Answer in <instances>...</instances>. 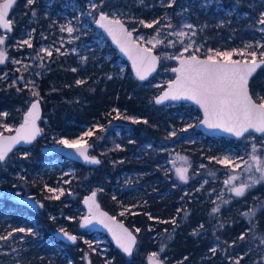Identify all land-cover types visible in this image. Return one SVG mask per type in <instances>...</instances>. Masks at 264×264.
<instances>
[{
    "label": "trees",
    "instance_id": "1",
    "mask_svg": "<svg viewBox=\"0 0 264 264\" xmlns=\"http://www.w3.org/2000/svg\"><path fill=\"white\" fill-rule=\"evenodd\" d=\"M105 1L110 3V0ZM111 1L114 5H109L110 7L129 8L139 0ZM25 2L26 0H20L21 5ZM246 8L241 6L240 9ZM135 9L138 11L140 7L136 6ZM46 22V18L39 21L42 27ZM118 57V54L115 55V58ZM76 58L58 55V62H47L52 71L38 78V89L43 98L44 109V117L41 120L43 134L35 142L38 151L33 158L44 160L47 157L41 148L45 144L55 143L53 134L75 135L87 124L97 121L101 123L102 127L95 128L90 140L101 162L98 165L75 162L78 169L75 181L83 183L80 186L83 194L86 187L82 186L86 182H99L103 186L100 201L115 215L122 205H133L118 218L123 219L134 230L140 229L138 247L133 256L127 257L115 247L112 252L115 256L112 264H147V254L155 249L159 250V256L166 264H235L236 260H239V264H264V207H261L264 205V183L249 189L243 197H235L233 193L228 192L223 183L228 170L209 158L218 148H200L196 138H204L200 131L196 137H192L194 142L185 144L192 162L189 180L182 182L176 175L165 173L159 164L169 154L168 151L160 152L158 157H152L147 151L137 148L148 139H152L154 143L163 138L168 139L170 129L181 122H177L174 117L158 115L160 105L155 104L154 97L145 92L142 84L145 82L136 79L130 67L126 73L118 74L117 70L110 72V60L104 61L103 64L96 61L92 65H82ZM98 63L100 67L96 66ZM77 80H83L84 83L77 84ZM6 81L0 82V111L7 109L10 112L7 120H17L23 117L21 107L24 102L20 95L25 93L17 92L14 86L8 87ZM250 90L256 99L258 95L264 96V65L251 79ZM116 109L120 111V116L117 115ZM144 120L148 123H143ZM118 127L123 133L128 132L129 136L125 139L118 138ZM179 141L182 140H172L170 145L177 146ZM117 145L120 147L117 148ZM37 160L33 163L27 161L28 169L24 171V175L28 186L36 193L42 194L44 209L35 212L36 219L26 217L27 220L10 221L14 227L35 228L34 231L40 238L26 234L32 247L18 256V259L22 264H84L85 255L90 258L91 264H100L102 258L98 252L80 237L76 243L58 239L60 245H66L67 257L60 254L52 260L38 257L43 244H32L36 240L43 241L44 234L52 237L56 228L60 229L66 225L77 233L81 228L77 220H69L59 214L52 220L46 217V206L52 203V199L46 194L43 178L45 173L41 172L42 164H38ZM201 165L204 167L201 168ZM90 168H94L95 172L86 173ZM6 174L3 182L7 181V177H10L11 182L15 181L9 172ZM127 174H134L132 176L138 177V180L126 181ZM170 175L171 178H168ZM205 177L208 180L202 184ZM120 184L122 191L114 188ZM221 192L223 200L229 201L227 204L218 199ZM138 195L140 197H136ZM136 201L141 209L139 212H136ZM56 202L57 208L63 206L61 199ZM244 202L246 203L242 205ZM217 205H220L219 211L212 213V209ZM9 207L22 209L23 205L11 202ZM253 207L258 209L255 216L242 215ZM173 219L175 224L170 222ZM200 225H203V228H200ZM194 230L196 234H193ZM242 234L245 237L243 240L239 239ZM162 247L163 251H160ZM213 247L217 249L215 254L210 251ZM68 259L71 260L70 263Z\"/></svg>",
    "mask_w": 264,
    "mask_h": 264
},
{
    "label": "rangeland",
    "instance_id": "2",
    "mask_svg": "<svg viewBox=\"0 0 264 264\" xmlns=\"http://www.w3.org/2000/svg\"><path fill=\"white\" fill-rule=\"evenodd\" d=\"M92 2L100 4V0H92ZM109 2L110 3H107L104 0V3L100 4L99 9L94 10L93 15L89 16L87 15V12L89 11V0H84V2L82 0H35L34 6L27 5V0L21 5L20 0H17L13 4L11 18L15 24H18L20 21H24L25 24H22L24 29L20 30L19 39H17L16 42L18 43L23 39H28L29 34H31V48L34 46L33 39H36L39 43L38 52L41 48H49L53 51L51 57L56 54L61 56H76V60L81 62L82 65H87L88 63L92 65L96 61L103 64L104 61L110 60V72L117 70L118 74H124L130 67L129 63L119 55L117 49L111 45L103 31L94 24V20L97 18L99 11H105L112 15L115 14L116 17L123 19L131 29H136L134 32L135 37L143 36L145 41L154 36L156 34L155 29L159 27L161 29L159 38L164 40L163 44L157 45V47L154 48L161 59L159 70L152 76V78L144 81L145 83H142L145 92L153 97L160 93L162 89L167 86V83L175 77V73L172 72L171 68L175 66L177 62L175 59H167L166 56H178L183 52V45L178 42L180 38L175 35H169V33L183 30L189 34L187 37L183 38L184 44L189 43V40L191 39L195 41V45L193 48H190L188 52H183V54L188 55L192 54L196 48H199V51L196 52L197 55L206 56L209 48L220 51H230L232 49L242 48L245 43H251L255 46L257 41H259L261 45H264V32L260 31L264 25H259L257 23L259 13L264 11V0H239V2H237V0H176L171 7L168 6L169 0H139L137 4L135 3L133 7L131 6L129 8L110 7L109 5H114V3H112L111 0ZM59 4L60 7L57 9ZM136 6L140 7L138 11L135 9ZM241 6H246L247 8L241 10ZM33 11H35V15H33ZM41 18L47 19L46 25L43 27L39 24ZM155 19H159L160 24L154 25L153 28H147L138 23L139 20L151 22ZM69 21L72 22V26L76 28L77 31L71 34L66 31L61 32L60 26L68 24ZM169 23L172 25V28L165 27ZM185 24L193 25V29H182V26ZM193 30L196 32L195 36L191 35ZM0 34H4L1 28ZM168 41H173L174 46H169ZM17 43L13 45V48H16L17 50H25L29 48L26 45L23 47H17ZM142 43L151 47V45H148L143 41ZM3 47L7 50L6 42ZM56 48H60V53L55 51ZM113 48L116 51L113 50ZM73 49H75V51H73ZM39 54L44 57L43 61L27 51L22 55L12 57L10 59L11 63H13V60L21 61L19 64L13 63V65L16 66L15 73L10 72L6 63L0 64V77H6L0 79V82L7 80L6 84L8 87L12 85L17 89V92L25 93L20 95V98L24 102V105H22L23 107L20 106L22 108V118L17 120H7L10 112L7 109L0 111V113L8 114L7 116H0V132H11L2 127L4 124H7L12 130H14L17 125L23 121L24 113L28 106L36 99V97L31 95L32 85L29 84L28 87H25L29 81L34 82L35 90L39 92V98L43 100L38 89V78L44 73L52 71V69L48 67V60H50L51 63H56L58 62V59H56L57 57H54L56 60L53 58L50 59L51 57H48L46 53L43 52H39ZM117 54L119 57L115 58V55ZM233 59H241V57L234 55ZM41 63H43L44 67H40ZM98 64L96 66L100 67L101 65ZM25 65H27V69H25ZM17 69H19V71H17ZM37 73H39V75H37ZM21 76L23 79H18ZM14 80L16 83L13 85ZM137 88L139 87L137 86ZM17 96L18 95H15V97ZM159 109L160 111L158 112V115L174 117L177 122H181L178 123L176 127L170 129L168 133L169 135L172 131H176V136L171 137L170 139H160L158 143H154L152 139H148L137 149L140 151H147L152 157H158L160 152L168 151L169 154L164 157L159 165L164 166L165 162L168 161L167 167L169 168V173L176 175L175 169L177 167L185 166L184 161L179 157H187L190 165L192 163L191 156L187 153L185 144L187 142H194L195 139L192 137H196L199 131L202 132V130L196 127V124L203 116L201 111L190 103L169 102L160 105ZM117 111L120 113L118 109H116V113ZM189 124L193 125V127L188 128L187 125ZM97 127H102L101 123L98 121L87 124L84 129L75 135L55 133L52 136L55 137V143L62 138L72 140L76 139L89 129L95 130ZM185 128H187L186 131H181V129ZM202 133L204 134V138L196 137L200 148H206L208 150L218 148L215 149L216 153L209 157L210 159L212 157H222L224 155L248 159L246 153L251 151L253 138H255V143L260 146L258 152L264 155V144H262V142H264V134L258 135L250 132L251 136L247 133L244 137L233 139V141H231V138L229 137L208 136L204 132ZM116 136L125 139L129 136V133H123L122 129L118 127L116 129ZM205 137H211V139ZM85 139L87 143H92L90 141L91 137H85ZM177 139L182 140L183 143L181 144L182 141H179L176 143L177 146L170 145L172 140L175 141ZM183 144L184 146H182ZM148 145H151V147H148ZM37 151V143L15 149V151H13L4 162L0 163V174L9 172L11 178H15L14 183L18 187L27 185L24 171L28 169L27 161L33 163L37 160L33 158V156L37 154ZM24 153H28L27 158L24 157ZM173 161H175V164H173ZM37 163L42 164L41 172L45 173L43 178L45 182L44 188L46 190L47 188L45 185L50 188L64 189V194L59 198L63 201V203L61 202L63 206L57 208L59 216L73 221L77 220L79 223L80 218L86 211L82 203L84 194L95 189L98 192V197H100L103 193V186L97 181H93L92 183L86 182L82 186V188L86 187V192L83 194L80 189V186L83 183L75 181V176L78 171L75 162L66 158L60 156H47L44 160H37ZM85 172L93 173L95 172V169L90 168ZM236 172L239 174L241 169H237ZM132 175L134 174H127L125 176L126 181L130 179L138 180V177L136 178ZM188 175L190 178L191 167L188 170ZM255 175L258 176L259 174L256 173ZM168 178H171V175L168 176ZM176 178H178L177 175ZM243 178L244 177H242V179ZM3 180L4 179L1 177L0 183H2ZM207 180L208 179L205 177L202 184H205V181ZM65 181H67V183H65ZM234 183H238V181ZM258 185L259 184H256L252 188L257 187ZM114 188H119L120 191L123 189L122 184L118 187L114 186ZM14 192L15 191H11V193ZM49 194L52 197L53 195H59V192L55 194L49 192ZM136 197H140V195ZM136 203H138V201H136ZM245 203L246 202L242 203V205ZM66 206L70 207L69 212L66 211L68 210L66 209ZM131 206L133 205H122V207L118 209L116 216L119 217L121 213L125 214L127 212L126 209L128 210ZM1 207L2 205L0 204V208ZM4 219H6V217L1 220ZM10 224L11 223H7L10 227L9 229L6 226L0 230V236H6L13 228H18L14 226L11 227ZM32 229L34 230L35 228ZM26 234L28 233L16 232L7 240H0V247L2 245H7L6 247L1 248V252L11 254L13 257L20 256L29 251L32 246L28 243L29 238ZM77 235L80 236L83 241L91 242L92 249L96 250L102 258L100 264H109V262L112 264L113 259H115V256L113 255L114 253H112L115 245L111 242L107 234L100 231H79ZM35 237H37V239L40 238L37 233ZM153 252L158 253V259L160 261L165 262V260L159 256V250L155 249L147 254V264L149 262V257ZM57 254L67 257V251L60 244L57 249ZM83 257L84 264H86L87 256L84 255ZM16 260L17 261H12V263L21 264L19 259ZM68 260L70 263L71 260Z\"/></svg>",
    "mask_w": 264,
    "mask_h": 264
},
{
    "label": "snow or ice",
    "instance_id": "3",
    "mask_svg": "<svg viewBox=\"0 0 264 264\" xmlns=\"http://www.w3.org/2000/svg\"><path fill=\"white\" fill-rule=\"evenodd\" d=\"M176 0H169L168 6L171 7ZM239 2V0H237ZM15 0H0V28L5 29L4 34H0V64L5 63L8 60V53L3 47L6 39L8 38L7 33L11 32L13 21L8 18L9 9L12 8ZM35 0H27V5H33ZM104 0H100V4H103ZM100 4L93 3L89 0L87 15L92 16L93 11L99 9ZM35 15V11H33ZM94 23L103 28L112 40L119 46L120 50L124 52L128 58L132 61V67L135 70L137 78L141 81L145 80L147 76L155 70L157 61L160 59L157 55L153 54V49L157 45L163 44L164 40L160 39L161 29L157 27L155 29L156 34L145 41L143 36L134 38L133 32L136 29L129 31L124 22L115 17L113 14L111 17L104 11H99V18L94 20ZM138 23L147 28H153L154 25H159L160 20L155 19L151 22L139 20ZM259 25H264V11L259 13V19L257 20ZM165 27L172 28L169 23ZM183 28L193 29V25L185 24ZM61 32H68L69 34L77 31L72 26V22L69 21L66 25L60 26ZM264 32V27L260 29ZM169 35H175L179 39V43L183 45V52H188L190 48L195 45L194 40H189V43L184 44V37L189 34L183 30L178 32L169 33ZM192 36L196 35L193 30ZM145 42L151 47H145ZM27 46L32 47L31 34L28 39H23L17 43V47ZM169 46H174L173 41H168ZM55 51L60 53V48H56ZM75 51V49H73ZM199 48H196L192 54L185 57L183 52L178 56H166L167 59H176L179 61V67L173 68L172 72L176 73V79L169 81L167 90L156 98V103L160 104L166 100H190L203 110V119L200 121L201 124L207 126L210 129H221L227 133H230L236 137H244L246 133L251 136L249 130L256 133H264V96H257V99L253 98L252 93L249 89L250 78L258 68L264 65V45H261L259 41L256 42L255 46L251 43H245L242 48L232 49L230 51H220L209 48L204 58H201L196 54ZM39 52L46 53L48 57L53 55V51L49 48H41ZM37 53V58L43 61L44 57ZM234 55H238L241 59H233ZM250 57V59H249ZM14 64H19L21 61L13 60ZM40 67H44L41 63ZM27 69V65H25ZM19 71V69H17ZM76 71V69H72ZM39 75V73H37ZM6 77H0L3 79ZM18 79H23L19 77ZM111 79V77H109ZM16 81H13V85ZM77 84H83V80H77ZM32 85L31 95L36 99L31 103L27 112L24 114L23 123L15 129L14 136H5L3 132H0V163L4 162L8 154L12 151L13 147L21 142L28 144L36 139L41 133L42 129L37 126V120L40 119V98L39 92L35 90V84L29 81L25 87ZM12 85H10L11 87ZM19 91V89H18ZM259 100V102H257ZM7 113H0V116H7ZM117 115L120 113L117 111ZM130 118V117H129ZM140 122V121H135ZM143 123H148L144 120ZM2 127L8 131L12 129L4 124ZM188 128L193 125H187ZM187 128L181 129L186 131ZM176 131H172L169 134V139L176 136ZM94 135V130L89 129L76 139L62 138L57 143L64 145L65 147L75 149L76 153L87 163L99 164L100 160L96 157L88 154V149L91 147L85 139V137H91ZM264 144V142H262ZM117 148L120 146L117 145ZM151 147V145H148ZM260 146L255 143V138L251 144V151L247 152L248 159L243 157H233L231 155H224L222 157H212L216 163L224 166L228 172L226 178L223 181L227 188V191L233 193L235 197H243L249 189L254 187L256 184L264 182V155L258 152ZM28 153H24V157L27 158ZM184 161L185 166L177 167L175 169L178 179L182 182L189 180L188 170L191 167L187 157H179ZM242 162V163H241ZM175 164V161H173ZM243 165V167H242ZM201 168L204 165L200 166ZM241 169V172L237 174L236 170ZM258 173L259 175H255ZM215 175V173H209ZM242 177H244L242 179ZM238 183H234L237 182ZM207 181H205L206 183ZM67 183V181H65ZM48 192L57 193L59 195H53L51 198L59 199L64 194L63 188H50L45 185ZM97 192L93 191L90 196L86 197L84 203L88 205L89 215L83 218L85 224H90L93 219L99 220L100 223H104V218L110 221V224H105L108 230L112 233L117 245L122 251L131 256L133 253L134 246L136 245V236L131 231L123 226L122 223H118L115 217H108L107 213L99 211V205L95 203ZM115 199V197H113ZM218 199H221L223 203L227 204L229 201L223 200V192H221ZM42 206V205H41ZM261 207H264L262 205ZM220 205H217L212 209V213L219 211ZM127 211V209H126ZM180 210L178 209V212ZM257 208H250L247 212L242 213L246 217H252L256 215ZM124 213H121L123 215ZM152 219L151 216H149ZM54 219V218H53ZM168 223L169 221H164ZM175 224L176 221L173 219L170 221ZM222 226V225H221ZM203 228V225H200ZM64 237L69 241L75 242L78 237L70 234L64 229H60ZM135 231L138 233L139 228ZM28 233L33 236L36 232L32 228H13L7 233L6 236H0V240H7L13 236V233ZM193 234H196L194 230ZM244 234L239 239L243 240ZM91 247L90 241H85ZM234 243V242H233ZM160 251H163V247ZM210 251L215 254L217 249L211 248ZM150 264H163V261L158 259V253L153 252L149 257ZM111 264V262H109ZM235 264H239V260H236Z\"/></svg>",
    "mask_w": 264,
    "mask_h": 264
},
{
    "label": "flooded vegetation",
    "instance_id": "4",
    "mask_svg": "<svg viewBox=\"0 0 264 264\" xmlns=\"http://www.w3.org/2000/svg\"><path fill=\"white\" fill-rule=\"evenodd\" d=\"M82 1L84 2V0H82ZM58 9H59V7H58ZM22 24H25V22H21V23L19 22L18 24L14 23L12 31L7 33L8 38L6 39V43H7V50L6 51L8 53V57L9 58H8V60L5 61V63H6V66L8 67V69H10V72H12V73L16 72V70H15L16 66L13 65V63H11V60H10L12 57H15L16 55H22L26 51L31 53L32 55H35V56H37V53H38V44L39 43H38V41L36 39H33V43H34L33 48H27L25 50H21V49L17 50L16 48H13V45H15L17 43L16 42L17 39H19L20 30L24 29L22 27ZM39 30H41V29H39ZM94 150L95 149L93 147L91 152L93 154H96ZM47 156H59V155H47ZM165 164H164V166H162L163 169H164V172L167 173V174H170L169 170H168L169 168L167 167L168 166V161H166ZM0 175H1L0 179H1V177L4 179V178H6L7 174L3 173V174H0ZM25 187H26V189H25ZM11 191H15V192L11 193ZM46 194H47V196H50L49 198H51V195L49 194V192L47 190H46ZM17 195L31 197L32 199H34L36 204H30V203H25V202L19 201L15 197ZM97 195H98V192H97ZM51 199H52V203L48 204L46 206V217H48L49 219L52 220L53 218L57 217L58 212H57V207H56L57 199H53V198H51ZM99 200H100V198H99ZM11 202H17V203L22 204L23 205L22 209H17L15 207L10 208L9 205L11 204ZM0 204L2 205V208H0V224H1L0 225V230L3 229L6 226L9 229L10 227L7 225V223H11L10 220L13 221V219L14 220H19V219L27 220L26 217H29L30 219H36L35 212H39V211H42V209H44V200L42 199V194L36 193L32 189V187L28 186V184L25 185V186H22V187H18L14 182L10 181V177H7V181L6 182L0 183ZM138 206H139V204L136 203V212L141 211V209ZM67 207H68V212H69V210H70L69 208L70 207L69 206H67ZM14 211H16L15 214H14ZM5 217H6V219L1 220L2 218H5ZM10 226H11V224H10ZM60 229H64V230H66L68 232L75 233L76 235L78 234L77 232H74V229L73 230L70 229L69 225H66L65 227H62ZM60 229L56 228L53 231L54 235H52V237H49L48 235L46 236V234H44V240L43 241H37L36 240L32 244V245H34L36 242H38V243L40 242L38 245L43 244V247L39 249L40 253L38 254V257L40 259L41 258H47V259H51V260L55 259V257L57 256V249H58V246H59V242H58L59 238L56 235V231H58ZM80 230L81 231H89V230H85V229H82V228ZM42 236L43 235H41V237ZM79 237L80 236H78V240H79ZM61 245L64 247V249L66 248L65 244H61ZM6 246L7 245H2L0 247V264H15V263H12V261H17L16 259H18V256H13L12 257L11 254L2 253L1 252V248L6 247ZM137 247H138V245L136 246V249H137ZM48 257H50V258H48ZM19 261H21V260H19ZM21 264H22V262H21Z\"/></svg>",
    "mask_w": 264,
    "mask_h": 264
},
{
    "label": "water",
    "instance_id": "5",
    "mask_svg": "<svg viewBox=\"0 0 264 264\" xmlns=\"http://www.w3.org/2000/svg\"><path fill=\"white\" fill-rule=\"evenodd\" d=\"M15 1H16V0H15ZM12 9H13V6H12V8L9 9V16H8V18L11 19V20H12V18H11ZM104 12H105V11H104ZM105 13H107V12H105ZM108 14H109V13H108ZM109 15H110V17L112 16V14H109ZM115 17H116V16H115ZM98 18H99V13H98L96 19H98ZM117 18H119V17H117ZM119 19H121V18H119ZM121 20L124 22L125 27H126L129 31H131L132 29L129 27V25H128L123 19H121ZM12 21H13V20H12ZM94 24H95V23H94ZM13 25H14V22H13V24H12V29H13ZM95 26H97L98 28H100V29L103 31V33L107 36L108 40L110 41L111 45H112L115 49H117L119 55H120L122 58H124V59L129 63V65H130V69H131V72L133 73V76L136 77V79H138L137 76H136V74H135V70H134L133 67H132V61L128 58V56H127L124 52H122V51L120 50L119 46H118V45L112 40L111 36H109L108 33H107L103 28H101V27L98 26L97 24H95ZM1 29H2L4 32L6 31V30L3 29V28H1ZM11 31H12V30H11ZM133 37L136 38L134 32H133ZM141 43H142V42H141ZM144 46H145V47H148V46H146V45H144ZM153 54H154V55H157L158 57H160L159 54L156 52L155 49H153ZM183 55H184L185 57L188 56V54H183ZM198 56H200V55H198ZM200 57H201V58H204L205 56H200ZM175 60H176V59H175ZM160 62H161V59H159V60L157 61L156 66H155V70L152 71V72L147 76V78H146L145 80H143V81H146V80L152 78V76L155 75V74L157 73V71L159 70ZM176 62H177V64H176L175 66H173V67L171 68V70H172L173 68L179 67V61L176 60ZM262 66H263V65H262ZM262 66H261V67H262ZM261 67H260V68H261ZM260 68H258V69L256 70V72L253 74V76H255V74H257V72L259 71ZM252 78H253V77L250 78V81H251ZM175 79H176V73H175V77H174L173 79H171L170 81L175 80ZM138 80H139V79H138ZM250 81H249V89H250ZM168 83H169V82H168ZM168 83H167V86H166L165 88H163L162 91H161L160 93H158V94L154 97V102L156 101V98H157L158 96L162 95V94L167 90V88H168ZM250 92H251V90H250ZM251 93H252V92H251ZM252 95H253V94H252ZM253 98L256 99L254 96H253ZM169 102H174V103H190V104L196 106V107L201 111L202 116H203V110L199 107V105L195 104L193 101H190V100H186V99L176 100V101H173V100H166V101H164L163 103H160V104H157V103L155 102V104H157V105H164V104H167V103H169ZM257 102H259V100H257ZM30 106H31V104L28 106V108H29ZM28 108H27V110H28ZM27 110H26V112H27ZM26 112H25V113H26ZM25 113H24V114H25ZM43 114H44L43 103H42V100L40 99V119L37 120L36 123H37V126H38L40 129H42L41 133H40V134L36 137V139H35L34 141H32L31 143L25 144V143L21 142L20 144L15 145V146L13 147L12 151H14L15 149L20 148V147L30 146L31 144L35 143L36 140H37L39 137H41V135L43 134V128H42V125H41V120H42L43 117H44ZM202 119H203V117H202ZM202 119H201V120H202ZM201 120H200V121H201ZM23 121H24V118H23ZM23 121H22L20 124H18L16 128H18V127L23 123ZM200 121L196 124V127H197L198 129L202 130V132H204V133H205L206 135H208V136H224V137H229V138H234V139H240V138H242V137H236V136H234V135H232V134H230V133H227V132H225V131H223V130H221V129H210V128H207V126L201 124ZM16 128H15V129H16ZM15 129H14L13 131H11V132H3V134H4L5 136H14V135L16 134V133H15ZM249 132L256 133V132H254V131H252V130H249ZM246 134H247V133H246ZM246 134H245V135H246ZM256 134L261 135V134H264V133H256ZM88 144L91 145V147L88 149V154H89L90 156L96 157V158H97L98 160H100V162H101V158H100V156L97 155V154H93V153L91 152V151H92V148L94 147V145H93L92 143H88ZM41 149H42V152H43L44 154H46V155H60V156L65 157L66 159H69V160L73 161V162L81 163V164H84V165H98V164H91V163H87V162H85V161H84V160H83V159H82V158L76 153L75 149H71V148L65 147L64 145L59 144V143L45 144V145L42 146ZM12 151H11V152H12ZM11 152L8 154V156L11 154ZM8 156H7V157H8ZM99 164H100V163H99ZM93 191H96V190L93 189V190H91L90 192L86 193V194L83 196L82 203H83V206L85 207L86 211H85V213L82 215V217L80 218L79 225H80V227H81L82 229H85V230H95V231L104 232L105 234L108 235V237L110 238L111 242L115 245V247H116L118 250H120L121 252H123L122 249L117 245L115 239L113 238L112 233L108 230V227L105 226V224H110V223H111L110 221L107 220V218H104V223H100L99 220H97V219H93L92 222H91L90 224H85L84 221H83V218H84L85 216H88V215H89L88 205H86V204L84 203V200H85L86 197L90 196L91 193H92ZM96 192H97V191H96ZM15 197H16L19 201H22V202H25V203H30V204H36V202L34 201V199H32L31 197H28V196H22V195H17V196H15ZM95 203L99 205V211H100V212L107 213V216H108V217H115L116 222H118V223H122L123 226H124L125 228H127L129 231H131V232L133 233V235L136 236V245L134 246V249H133V253H132V255L129 256V255H127V254H125V253L123 252L127 257H132L133 254H134V252H135V250H136V246L138 245V242H139V236H138V234L136 233V231H135L132 227H130V226H129L124 220L119 219L116 215H114V214L111 213L109 210H107L104 206H102V204H101V202H100V200H99V198H98V195H96ZM67 232H68V231H67ZM69 233L72 234V235L77 236L75 233H71V232H69ZM56 235H57V237H58L60 240H63V241H66V242H72V241H69L66 237H64L63 233H62L60 230L56 231ZM77 237H78V236H77ZM77 240H78V239H77ZM77 240H76L75 242H77ZM75 242H72V243H75ZM87 264H91V260H90L89 257H87ZM148 264H150V261L148 262ZM163 264H165V262H163Z\"/></svg>",
    "mask_w": 264,
    "mask_h": 264
},
{
    "label": "bare ground",
    "instance_id": "6",
    "mask_svg": "<svg viewBox=\"0 0 264 264\" xmlns=\"http://www.w3.org/2000/svg\"><path fill=\"white\" fill-rule=\"evenodd\" d=\"M4 32V31H3ZM5 33V32H4ZM9 33V32H8ZM59 56H61V55H59ZM64 56H66V58L68 57V55H64ZM54 57H57L58 58V54L57 55H55V56H53L52 58H54ZM72 57L70 56V59H71ZM51 59V58H50ZM55 59V58H54ZM69 59V60H70ZM49 61V60H48Z\"/></svg>",
    "mask_w": 264,
    "mask_h": 264
}]
</instances>
